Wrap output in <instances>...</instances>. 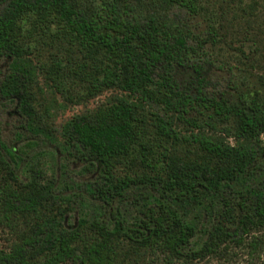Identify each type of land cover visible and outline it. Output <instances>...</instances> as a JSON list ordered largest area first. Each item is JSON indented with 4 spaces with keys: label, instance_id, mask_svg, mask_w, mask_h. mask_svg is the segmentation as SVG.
<instances>
[{
    "label": "trees",
    "instance_id": "trees-1",
    "mask_svg": "<svg viewBox=\"0 0 264 264\" xmlns=\"http://www.w3.org/2000/svg\"><path fill=\"white\" fill-rule=\"evenodd\" d=\"M223 2L0 0V264L263 261L264 0Z\"/></svg>",
    "mask_w": 264,
    "mask_h": 264
},
{
    "label": "rangeland",
    "instance_id": "rangeland-1",
    "mask_svg": "<svg viewBox=\"0 0 264 264\" xmlns=\"http://www.w3.org/2000/svg\"><path fill=\"white\" fill-rule=\"evenodd\" d=\"M223 1H226L227 5H228V7L226 8L229 10L227 13V17L231 21H234L233 20L234 13H236L235 12L236 3H234V2L236 0H218V2H220V4H218L217 10H219L220 5L226 6V4H224ZM257 15H261L259 20L264 23V13L262 15L261 10H258L254 14V16L251 17V19L253 18L254 20H256L255 17ZM237 16H239L238 12H237ZM234 22L240 23L241 27H239V28L235 27L233 29V32H232L233 34H237L240 30H242V29L244 30V28L248 33L253 32L256 34L257 33L256 27H257L258 23H261V22L257 23V22L253 21V22H249L248 24H245V22H246L245 19H243L241 21H234ZM263 30H264V27H263ZM262 38L264 40V36H262ZM234 46H237V45L235 44ZM228 66H230V65H228ZM115 94H117V93H114L112 91L105 92L101 96L89 101L86 104L75 105V106L70 105L67 107H65V105L63 104V101L58 96V97H56V100H57L59 106H62V108L60 107L59 109L55 110L52 119H50V121H49V126L53 130L54 134L58 135L61 127L63 125H65L68 121H70L74 116L81 115V114L96 110L102 104L107 103L108 100ZM47 97L50 101V99H52L54 96H52L51 94H47ZM3 119H4V116L0 115V120H3ZM11 129L12 128L8 129V133L11 131ZM182 132L185 133L184 129H182ZM17 147H20V145L18 144ZM32 148L33 149H31L32 151L30 152L29 160L34 161L35 164L36 163L40 164L44 168L48 169V171L50 173H54L53 171L55 170L56 161L62 163L61 158H59L58 156H56L54 154V150H55L54 147L46 146L45 144L40 143L39 145H35ZM79 174L80 173H78V172H76V173L74 172L72 177H74L77 180H80ZM72 222H74V221H72ZM12 239H13V236L6 229L0 227V247L7 248L10 245ZM246 254H247L246 250L236 249L234 251V253H232V255L228 257V259H225L223 261H218L216 259H207V260L198 261V262L194 261V263H190V264H249ZM263 257H264V255H263ZM262 260H263L262 262H259L257 264H264V258H262ZM146 263L147 264H169L168 261H166L165 256H163L161 254L160 255L152 254L151 256H147L146 257ZM173 264H189V263H184V262L180 261V262H175Z\"/></svg>",
    "mask_w": 264,
    "mask_h": 264
}]
</instances>
